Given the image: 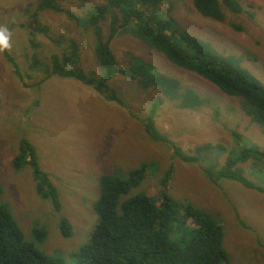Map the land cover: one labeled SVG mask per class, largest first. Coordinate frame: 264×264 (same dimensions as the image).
<instances>
[{"label": "rangeland", "instance_id": "1", "mask_svg": "<svg viewBox=\"0 0 264 264\" xmlns=\"http://www.w3.org/2000/svg\"><path fill=\"white\" fill-rule=\"evenodd\" d=\"M38 1L0 0V31H7L6 48L27 83L19 80L14 65L6 60L0 48V204L10 212L25 241L65 264H79L72 253L86 242L97 222L93 205L98 197L100 176L126 178L140 164L154 162L156 169L146 172L134 194L143 192L155 197L165 171L172 168L169 193L221 223L223 247L231 263L264 264V164L249 161L241 166L246 177L263 192L226 180L212 184L195 164L175 158L167 145L152 142L145 134L138 118L149 112L157 94L155 90H141L136 82L116 77L109 83V89L125 102V108L106 101L92 86L76 80L53 75L45 78L41 70L32 75L29 70L34 61L32 55L49 67L51 54L61 56L70 48L67 42L57 47L43 34L37 37L38 48L29 46L27 33L16 24L27 20ZM59 1L65 9L81 14L73 0ZM191 1L180 0L173 6L171 0H162L157 13L171 18L174 29L208 42L218 53L241 57V66L264 83V0H237L242 11L234 13L224 8L223 21L204 18ZM93 2L102 4L104 0ZM39 22L49 28V35L75 42L76 67L87 77L100 74L91 33L77 29L65 14L42 11ZM107 25L102 23L105 33ZM111 48L119 64L127 63L129 56L140 58L160 73L178 79L183 86L213 99L219 123L213 121L210 109L182 111L174 103L166 102L158 111L157 129L185 154H191L199 145L220 144L224 147L222 151L212 149L209 159L223 164L228 153L240 146L234 142L232 131L242 135L241 145L264 150V133L245 117L237 98L227 97L195 74L174 66L130 35L116 38ZM39 78L45 80L38 86L35 84ZM22 138L35 147L38 167L57 189L59 212L50 200L38 194L29 165L14 170L12 162ZM61 217L71 224L68 238L59 232ZM36 227L46 230L43 243L36 242Z\"/></svg>", "mask_w": 264, "mask_h": 264}, {"label": "trees", "instance_id": "2", "mask_svg": "<svg viewBox=\"0 0 264 264\" xmlns=\"http://www.w3.org/2000/svg\"><path fill=\"white\" fill-rule=\"evenodd\" d=\"M81 14L69 11L59 0H39L35 10L26 21L17 23L28 35L31 48L39 47L37 37L43 34L57 47L69 43L70 48L59 56L51 54L50 66L32 55L34 61L29 70L32 75L43 71L60 79H73L92 86L104 99L125 107V102L109 89V83L118 76L136 82L141 90L152 89L156 96L149 112L139 117V123L152 142L167 145L175 158L187 164H195L210 183L226 180L247 189H263L251 182L241 167L249 161L264 164V150L241 145L243 137L232 131L233 140L240 146L228 153L223 164L212 162V149L223 145L210 143L196 146L191 154L163 135L156 127L155 118L166 102L174 103L182 111H213V121L219 123V111L211 97H203L194 89L183 86L171 76L162 74L142 59L129 56L121 65L111 48L112 42L121 36L130 35L148 49L162 55L174 66L195 74L212 87L230 98L239 100L240 110L249 122L264 133V83L252 72L241 66V57L224 56L210 47L208 42L174 29L171 18L157 12L162 0H104L95 4L93 0H73ZM180 0H171L173 6ZM193 8L204 18L223 21V9L239 13L241 4L237 0H192ZM42 11L65 14L84 33H91L93 55L100 69L96 77H87L76 67L77 45L72 39L54 37L47 26L39 22ZM107 22L105 33L102 23ZM6 60L14 65L15 74L25 85L19 66L6 47L0 46ZM31 79L30 76L26 77ZM45 78H39L40 85ZM34 86V84L30 85ZM109 92V93H107ZM29 165L42 199L52 202L56 212L60 211V200L56 187L38 167L35 147L26 139L19 141L18 153L13 159L14 170L20 171ZM148 165H151V167ZM156 163H142L128 172L126 178L119 175H102L98 180V197L93 211L97 222L86 242L72 253L79 264H232L223 247L224 228L209 213L197 209L188 201L175 199L168 191L173 169L165 171L161 189L155 197L133 193L144 181L146 172L156 169ZM34 229L37 243L46 238L44 227ZM71 224L60 218L59 232L64 238L71 235ZM0 264H65L58 257L50 256L26 242L22 231L10 212L0 204Z\"/></svg>", "mask_w": 264, "mask_h": 264}, {"label": "clouds", "instance_id": "3", "mask_svg": "<svg viewBox=\"0 0 264 264\" xmlns=\"http://www.w3.org/2000/svg\"><path fill=\"white\" fill-rule=\"evenodd\" d=\"M0 46L8 47L9 46V36L7 31H0Z\"/></svg>", "mask_w": 264, "mask_h": 264}]
</instances>
